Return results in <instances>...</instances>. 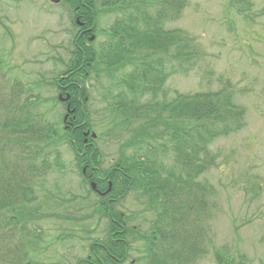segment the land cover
<instances>
[{
    "label": "trees",
    "instance_id": "16d2710c",
    "mask_svg": "<svg viewBox=\"0 0 264 264\" xmlns=\"http://www.w3.org/2000/svg\"><path fill=\"white\" fill-rule=\"evenodd\" d=\"M188 3L189 0L60 1L76 26L78 18L84 22L81 31L88 30L83 34L97 32L104 11L111 10L116 18L104 31L108 38L99 50L93 48L94 41L87 35L78 33L74 40L72 57L61 75L64 78L59 79L67 86L69 102L75 109L70 128L64 122H50L38 111L40 99L30 86L16 81L5 91L0 89V249L5 243L14 255L7 260L0 251V264L26 261L21 260L29 254L26 241L15 239L19 233L31 237L35 232L28 226L44 216L36 214L40 212L39 205L33 206L39 201L37 184L51 171L65 170L60 150L63 145L73 150L82 173L84 168L89 174L99 168L101 176L112 181V191L107 198H101L98 207L110 220L104 242L110 251L115 250L114 255L127 257L136 239L146 241V264H192L206 253L207 222L215 208L212 198L216 190L203 176L218 158L210 146L215 139L242 129L246 111L234 101L231 86L218 91L177 93L167 101L157 99L170 75L188 72L201 60L192 36L179 28L166 27L168 22L181 18ZM231 4L252 8L250 0H233ZM117 72L123 73L119 82L131 96L122 90V95L113 96L114 101L107 106L120 119L116 127L130 128L146 120L139 122L137 131L119 146L120 157L105 167L97 141L89 137L85 142V132L94 131L88 83L92 79L111 80ZM148 94L152 99L142 104L140 99ZM98 186L107 189V180ZM138 190L142 194L140 204L152 216L149 229L144 233L140 230V234L136 233L137 226L129 224L134 218L125 217L129 222L122 228L114 221L121 219L115 206L105 205L106 199L118 198L120 203L122 195ZM90 192L94 193L92 188ZM89 255L93 263L81 260L78 264H115L114 260H97L94 250Z\"/></svg>",
    "mask_w": 264,
    "mask_h": 264
},
{
    "label": "rangeland",
    "instance_id": "374dc122",
    "mask_svg": "<svg viewBox=\"0 0 264 264\" xmlns=\"http://www.w3.org/2000/svg\"><path fill=\"white\" fill-rule=\"evenodd\" d=\"M232 1L189 0L181 18L166 24L194 38L201 60L188 72L170 75L157 99L167 101L177 93L231 86L234 101L246 111L242 129L215 139L210 146L218 158L203 178L215 187V208L207 222L206 253L192 264H221L220 260L226 264H264V0H250L251 10L232 5ZM115 18L111 10L101 13L94 49L105 43L108 37L104 31ZM77 26L56 0H0V89L5 91L16 81L30 86L40 99L38 111L53 123H63L67 112L56 82L72 57ZM122 77L123 73L117 72L111 80L92 79L88 83L89 116L94 131L101 136L95 140L106 167L120 157L119 146L146 120L130 128L116 127L120 119L107 106L114 101L113 96L127 90L119 82ZM152 97L145 95L140 102L146 104ZM60 150L65 170H53L37 184L39 201L33 206L39 205L36 214L44 216L28 226L35 232L31 237L19 233L15 239L26 241L29 254L26 259L21 257L24 263L78 264L87 258L92 243L107 236L110 220L98 213L100 199L90 192V182L77 167L75 153L67 145ZM141 195L140 190L131 191L117 206L134 218L129 224L137 226V234L152 223L150 212L140 204ZM4 246L0 251L11 259V246ZM145 256L146 241L133 240L123 264H146Z\"/></svg>",
    "mask_w": 264,
    "mask_h": 264
},
{
    "label": "flooded vegetation",
    "instance_id": "af4514ba",
    "mask_svg": "<svg viewBox=\"0 0 264 264\" xmlns=\"http://www.w3.org/2000/svg\"><path fill=\"white\" fill-rule=\"evenodd\" d=\"M53 1V0H52ZM80 26V28H78V33L80 34V35H87L86 37L87 38H90V36H91V34H83V33H86L87 32V30L88 29H83L82 31H81V28L84 26V23H82V24H80L79 25ZM61 78L63 79L64 77L63 76H61ZM57 89L59 90V94L60 95H62L64 98L65 97H67L68 95H70L69 94V92L66 90V88H67V86L65 85H62L61 84V82H60V80H58L57 81ZM11 93H12V91H10ZM11 96L12 95H9V100H10V98H11ZM64 103V105L66 106V109L68 110V106L69 105H71L70 104V102H69V100L68 101H65V102H63ZM71 108H72V106H71ZM66 110V111H67ZM66 114H67V112H66ZM65 114V115H66ZM70 118L71 117H69V121H70ZM67 122L66 124H65V127L67 126V125H70V127H71V123L70 122ZM70 127H68V128H70ZM67 128V127H66ZM86 143H88V141H86ZM104 166H105V163H104ZM106 167V166H105ZM84 173L86 174V177H87V179H89V180H91V179H96V181L98 182L97 183V192H96V195L98 196V197H100V198H107L108 197V194H104L108 189H102V188H100L99 186H98V184L99 183H104L106 180H107V183L109 184V182H111V180L110 179H108L109 177H103V176H101V172L99 171V168H94V170L92 171V173H88L87 172V169L85 168L84 169ZM96 173H99V175H96ZM95 175H96V177H95ZM94 181V180H93ZM91 182H92V180H91ZM125 200V197H123V195L121 196V198L119 199V202L120 203H118L117 201H118V198H109V199H106V206L107 207H110L111 206V203L115 206V209H117V206L119 205V204H122V202ZM110 201V202H109ZM112 201V202H111ZM101 202H99V204H100ZM118 213H119V215H120V217H121V219H119V221H117V220H115L114 219V221L115 222H117V225L118 226H121L122 228L125 226V225H127V223L129 222L127 219H125V217H128L127 216V214H126V216H125V213L122 211V210H119L118 209ZM110 215H112V213H111V211H110V213H109ZM132 215V214H131ZM118 232V231H117ZM117 240H121V239H119L118 237L116 238ZM115 245V242H112V246H114ZM106 246H107V243L106 242H104V240H102V242L101 241H96V242H94L93 244H92V246L90 247V250H94V253L97 255V260H114V263L115 264H123L124 263V261L127 259V257H125V256H123V257H120V256H117V255H114L116 252H115V250L113 249L112 251H110L108 248H106ZM99 248L101 249L100 251H98L99 250ZM84 260H86L88 263H93L92 261V258H91V256L90 255H88L87 256V258L86 259H84Z\"/></svg>",
    "mask_w": 264,
    "mask_h": 264
},
{
    "label": "water",
    "instance_id": "95a60500",
    "mask_svg": "<svg viewBox=\"0 0 264 264\" xmlns=\"http://www.w3.org/2000/svg\"><path fill=\"white\" fill-rule=\"evenodd\" d=\"M58 1V0H57ZM78 24L80 25V24H82V22L78 19ZM91 40H94L95 39V36L93 35L91 38H90ZM60 99L61 100H68L69 99V96H67L66 98H63V96L62 95H60ZM68 114L65 116V121H67L68 120V117H69V115H70V113H73L75 110H71V108L69 107L68 108ZM91 134V131L90 130H88L86 133H85V135L86 136H89ZM91 136H92V138H94V139H96L97 138V134L95 133V132H93L92 134H91ZM86 141H87V139H86ZM92 187L94 188V189H96V183H92Z\"/></svg>",
    "mask_w": 264,
    "mask_h": 264
}]
</instances>
